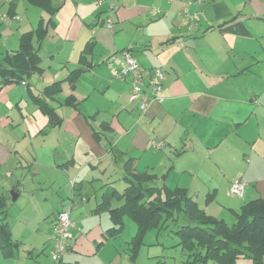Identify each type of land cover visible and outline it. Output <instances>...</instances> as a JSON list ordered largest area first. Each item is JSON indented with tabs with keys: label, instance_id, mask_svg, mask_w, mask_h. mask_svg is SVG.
I'll list each match as a JSON object with an SVG mask.
<instances>
[{
	"label": "crops",
	"instance_id": "obj_1",
	"mask_svg": "<svg viewBox=\"0 0 264 264\" xmlns=\"http://www.w3.org/2000/svg\"><path fill=\"white\" fill-rule=\"evenodd\" d=\"M9 1H0L1 12ZM52 4L49 13L18 0V30L3 38L11 39L12 52L19 35L40 19L46 28L45 38L34 40L40 69L0 88V172H8L0 176V199L11 236V251L0 248V264H31L30 257L48 246L51 255L55 218L66 207L75 238L55 264H120L122 254L132 264L142 245L154 246L149 257L163 263L165 244L145 239L166 228L147 231L132 258L137 224L111 214L123 199L110 193L122 191L134 172L155 175L159 187L183 189L216 218L264 198V0ZM121 51L143 68L163 70L162 100L141 110L130 99L129 77H117L105 62L118 54V69ZM68 97L74 104L63 102ZM152 140L164 144L153 147ZM24 173L29 176L22 184ZM234 180L245 183L241 196L230 193ZM125 218L136 231L119 241ZM184 218L181 213L180 222ZM124 242L126 251L120 249ZM247 260L240 264H254Z\"/></svg>",
	"mask_w": 264,
	"mask_h": 264
},
{
	"label": "trees",
	"instance_id": "obj_2",
	"mask_svg": "<svg viewBox=\"0 0 264 264\" xmlns=\"http://www.w3.org/2000/svg\"><path fill=\"white\" fill-rule=\"evenodd\" d=\"M26 1L49 13L54 10L52 0ZM17 2L18 0L9 1L7 10L2 14L1 23H4V15L10 20L8 24L4 23L5 25H9L12 20H20V16L16 14ZM45 35L46 28L42 19L35 29L19 35L18 48L6 52L0 62V88L7 83H21L28 74L40 69L41 58L34 40L41 42ZM89 46L90 42L81 52V60L88 52ZM81 71V68L74 70L72 78L74 79ZM73 101L74 98L68 97L63 102L74 104ZM41 105L50 116V122H56L53 110L47 108L44 103ZM155 181L156 176L153 174L134 172L122 191L114 190L110 193L123 199L120 206L111 209L115 221L119 222L122 216L127 215L137 224L136 234L129 242L132 258L136 257L147 231L154 228L168 229L172 225L171 231L178 237L177 243L172 246L179 248L181 252L177 251L181 259L175 264H236L240 257H247L254 264H262L264 198L259 197L245 202L240 210L235 212L233 224L228 225L223 219L206 214L183 189L159 187ZM4 203V199H0V248L10 252L11 248L8 246L11 244V236ZM181 213L186 217L183 222L179 219Z\"/></svg>",
	"mask_w": 264,
	"mask_h": 264
},
{
	"label": "built area",
	"instance_id": "obj_3",
	"mask_svg": "<svg viewBox=\"0 0 264 264\" xmlns=\"http://www.w3.org/2000/svg\"><path fill=\"white\" fill-rule=\"evenodd\" d=\"M9 21L8 16L4 15L3 22L8 24ZM105 24L110 28L113 24L112 18L107 17ZM115 57L116 54L107 58L106 61L113 62ZM120 58L122 59L121 64H119V68L115 73L120 78L129 77L130 99L137 101L141 110H145L155 100H162L159 93L162 90V80L164 79L163 70L161 68L147 69L141 67L129 51H121ZM151 144L153 147L160 148L164 142L152 140ZM244 187L245 183L243 181L234 180L230 185V193L241 196ZM75 228L76 225L71 218L69 208L66 207L57 213L51 236V258L55 262H59L70 248L75 238Z\"/></svg>",
	"mask_w": 264,
	"mask_h": 264
},
{
	"label": "rangeland",
	"instance_id": "obj_4",
	"mask_svg": "<svg viewBox=\"0 0 264 264\" xmlns=\"http://www.w3.org/2000/svg\"><path fill=\"white\" fill-rule=\"evenodd\" d=\"M0 9H1V4H0ZM34 10L39 11V9L37 7H35ZM2 14H3V12L0 11V28H1V31H4L8 27H9L10 31L9 32L4 31L3 34L0 33V62L2 61L3 55L7 51H9V49L12 46V45H10L11 39L5 43V40L3 38L11 35L12 32H16V30H18L17 25H15L17 22H14L16 20H12L9 25H5L4 23H1ZM37 14H38V12H37ZM20 19H21V17H20ZM27 22H28V18L25 15L23 22H22V25L26 24ZM13 25H15V26L12 27ZM28 28H30V27H28ZM116 56H118V54H116ZM105 62L110 68H112L111 70L113 72L117 71L118 66L116 67V65L113 62H108V61H105ZM3 173H8V172L7 171L6 172H0V176L1 175L3 176ZM28 176L29 175H26L25 173L23 174V176H21L22 177V181H21L22 184H24V182L28 178ZM1 181H2V177H1ZM70 183H71V181H70ZM239 207H240V204H239ZM239 207L237 205L236 208H239ZM235 214L236 213L233 211L229 212V214L222 212L220 215H217V216L219 219H223L226 224L232 225L233 222L235 221V218H236ZM124 222H125L124 228L121 232L119 241L129 240L131 238V236H133L135 231H136L135 222H133L132 220L127 219V218H125ZM171 226L168 229H161L158 236H156V232L154 230L149 231L146 235L145 241H147V243H148V240H150V239L155 240L157 237L159 243H163L166 246L165 250L162 253V255H164L163 263L160 262L159 264H171L173 261H175V260L177 261V260L181 259V257L179 256V253H178V252H180V249L179 248L175 249V247L172 246L173 244L177 243L178 237L173 233V231H171ZM120 246H121L120 247L121 250L126 251L124 249V247L126 246V242L122 243V245H120ZM153 247L154 246H151V245L150 246L142 245V247L140 248V251H139V255L136 258V261L133 262L132 264H158V263L154 262L153 257H149V253L153 254V252L156 251V249H153ZM48 251H49V246L46 247L43 254L40 253L37 255V252H35V254H33V256L30 257V260H32L31 264H35L34 259H36V258H38L37 264H55V263H57L51 258V255H50V253H48ZM121 256H122V259H121L120 264H131V262L129 261L128 257L125 254H122ZM242 259H244V257L238 258L236 264L237 263L240 264ZM247 261L251 262V260H247ZM262 262H264V256L262 258Z\"/></svg>",
	"mask_w": 264,
	"mask_h": 264
},
{
	"label": "water",
	"instance_id": "obj_5",
	"mask_svg": "<svg viewBox=\"0 0 264 264\" xmlns=\"http://www.w3.org/2000/svg\"><path fill=\"white\" fill-rule=\"evenodd\" d=\"M13 194V191H10V195H12ZM12 199H14V196H12Z\"/></svg>",
	"mask_w": 264,
	"mask_h": 264
}]
</instances>
